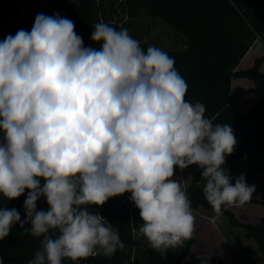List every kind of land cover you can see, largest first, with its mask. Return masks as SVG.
<instances>
[{"label":"clouds","instance_id":"1","mask_svg":"<svg viewBox=\"0 0 264 264\" xmlns=\"http://www.w3.org/2000/svg\"><path fill=\"white\" fill-rule=\"evenodd\" d=\"M90 40L85 47L67 17L38 14L31 31L0 42V198L28 190L23 219L0 207V241L17 224L39 238L27 264H79L123 249L119 230L88 207L125 193L152 249L183 247L195 218L176 167L203 170L217 216L255 192L243 174L232 183L224 165L237 144L233 128L186 101L173 57L104 22ZM41 198L46 211L37 209Z\"/></svg>","mask_w":264,"mask_h":264},{"label":"trees","instance_id":"2","mask_svg":"<svg viewBox=\"0 0 264 264\" xmlns=\"http://www.w3.org/2000/svg\"><path fill=\"white\" fill-rule=\"evenodd\" d=\"M19 1L0 0V42L9 34L15 35L13 25L21 15ZM45 1L38 0L37 4ZM49 1L55 9L51 16L59 14L72 20L85 47L92 44L90 37L94 25L104 22L117 30L126 28L147 50L150 46L146 41L149 30L140 21L144 16L165 20L187 40L183 50H165L175 59V68L188 85L186 101L204 104L206 118L214 124H230L233 128L237 144L224 165L233 178L232 183H235L234 176L242 158L248 153L260 158L256 170L264 175V55L257 58L252 67L239 69L246 54L264 32V16L258 13L260 0H120L118 6L125 16L122 19L101 10L98 0ZM115 12H118L117 8ZM234 79H247L254 85L252 94L256 103L245 114L237 113L230 104ZM204 186L205 182H191L185 188L193 216L201 208L213 211L204 198ZM27 192L25 190L15 200L0 198V207L17 209L23 219ZM129 197L130 193H125L110 198L102 206L88 207V211L99 212L119 230L125 247L117 249L111 257L98 255L79 264H182L191 255L195 236L177 248L178 255L170 250L162 255L149 246H143L135 237L136 229L142 224L139 210ZM248 203L264 209V200L252 198ZM37 209H48L43 198L37 202ZM223 215L233 228L242 229L248 239L254 240L264 260V215L257 226L240 221L229 208L223 211ZM39 243V238L26 234L18 224L13 226L9 236L0 241L1 264H27L34 258ZM63 264L72 262L65 260Z\"/></svg>","mask_w":264,"mask_h":264},{"label":"rangeland","instance_id":"3","mask_svg":"<svg viewBox=\"0 0 264 264\" xmlns=\"http://www.w3.org/2000/svg\"><path fill=\"white\" fill-rule=\"evenodd\" d=\"M101 10L114 15L117 19L125 18L119 8L120 0H98ZM117 8V13L115 12ZM21 15L19 18L30 15L34 18L38 14L51 16L55 9L49 0L39 3L31 8L20 7ZM115 12V13H113ZM258 13L264 16V0H260ZM119 16V17H118ZM18 18V19H19ZM144 28L149 30L146 41L150 46H156L165 50H183L187 45V40L180 33L174 30L163 19H150L144 16L140 21ZM259 44L256 46L253 55H263L264 51H260L264 46V40L259 37ZM259 58V57H258ZM257 59V58H256ZM248 59H245L246 62ZM245 64V63H244ZM244 68V65H241ZM239 68V69H241ZM254 85L247 79H234L231 88L230 104L239 114H245L252 106L255 105V99L252 94ZM253 154H246L241 162L240 167L234 178L243 174L248 185H255V192L252 198L264 200V175H260L256 170L258 158ZM202 169L197 165H191L186 169L181 170L175 168L174 178L180 183L183 190L191 182H205L201 178ZM231 211L236 214L240 221L249 222L250 214L254 210H261L262 207L256 204L246 203L242 207H230ZM255 213V219L258 220L259 215ZM195 244L192 248L191 255L182 264H243V252L240 250L235 256L232 253L233 236L238 235L242 241L244 232L242 229L233 228L227 218L222 214L217 216L214 211L200 209L194 213ZM250 220H252L250 218ZM135 237L143 243V246H149L146 238L136 229ZM230 238V240H229ZM150 247V246H149ZM231 249V251H230ZM175 255H178V249H169Z\"/></svg>","mask_w":264,"mask_h":264},{"label":"crops","instance_id":"4","mask_svg":"<svg viewBox=\"0 0 264 264\" xmlns=\"http://www.w3.org/2000/svg\"><path fill=\"white\" fill-rule=\"evenodd\" d=\"M259 44V40H256V42L254 43V45L252 46V48L250 49V51L246 54V56L244 57V59L242 60V62H241V64H240V66H239V68H241V65H244V68L242 69V70H244V69H248V68H250V67H252L253 65H254V62H255V60H256V58H258V57H261V56H263L262 54L261 55H253V53H254V50H255V48H256V46ZM264 45V44H263ZM264 51V46L262 47V49L260 50V51ZM245 59H248L246 62H244L245 61ZM245 63V64H244ZM262 70H264V64H263V66H262ZM233 83V82H232ZM256 103V102H255ZM256 157V156H255ZM257 158H258V164H259V162H260V158L257 156ZM260 174V173H259ZM260 175H262V174H260ZM261 200H263V199H261ZM260 206V205H259ZM262 207V206H261ZM253 212H256L257 213V215H259V218H258V220H256L255 219V213H253ZM253 212H251V214L249 215L250 216V218L252 219V220H250V218H249V222H245V223H250V224H252V225H255V226H257V225H259L260 224V222H261V219H262V217H263V215H264V209H263V207H262V209L261 210H259V209H257V210H254ZM197 213V212H196ZM236 215V214H235ZM237 216V215H236ZM238 217V216H237ZM243 222V221H242ZM244 232V231H243ZM229 240H230V238H229ZM231 242H232V244H231V246H232V253H234V255L237 257V256H239L237 253H239L240 252V250L243 252L242 254H243V257H242V259H243V264H264V260L261 258V254H260V252L258 251V248H257V245H256V243L254 242V240H252V239H248L247 237H246V234H245V232H244V236H243V239H242V241L241 240H239V236L238 235H235V236H233V238H232V240H230ZM240 249V250H239ZM230 251H231V249H230ZM239 251V252H238ZM0 264H1V258H0Z\"/></svg>","mask_w":264,"mask_h":264},{"label":"water","instance_id":"5","mask_svg":"<svg viewBox=\"0 0 264 264\" xmlns=\"http://www.w3.org/2000/svg\"><path fill=\"white\" fill-rule=\"evenodd\" d=\"M38 0H20L19 1V7H24V8H31L33 7L35 4H37ZM35 18L27 15L24 16L20 19H18L14 25H13V29L15 34L17 33L18 30L20 29H24L26 31H31V28L34 24ZM262 39L264 40V32L261 35Z\"/></svg>","mask_w":264,"mask_h":264},{"label":"built area","instance_id":"6","mask_svg":"<svg viewBox=\"0 0 264 264\" xmlns=\"http://www.w3.org/2000/svg\"><path fill=\"white\" fill-rule=\"evenodd\" d=\"M20 19V18H19Z\"/></svg>","mask_w":264,"mask_h":264}]
</instances>
